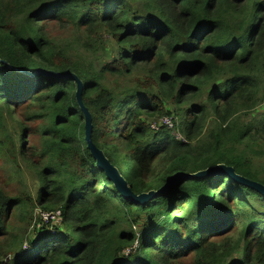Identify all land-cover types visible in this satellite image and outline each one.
Listing matches in <instances>:
<instances>
[{"label":"trees","instance_id":"16d2710c","mask_svg":"<svg viewBox=\"0 0 264 264\" xmlns=\"http://www.w3.org/2000/svg\"><path fill=\"white\" fill-rule=\"evenodd\" d=\"M38 69L80 80L92 143L132 194L158 197L116 192L75 82ZM262 106L264 0H0V161L37 181L32 198L3 175L0 264H264L261 194L223 174L169 182L224 165L264 186ZM164 117L180 139L150 129Z\"/></svg>","mask_w":264,"mask_h":264},{"label":"water","instance_id":"95a60500","mask_svg":"<svg viewBox=\"0 0 264 264\" xmlns=\"http://www.w3.org/2000/svg\"><path fill=\"white\" fill-rule=\"evenodd\" d=\"M5 64L3 61L1 62ZM34 74H40L42 76H48L53 77L57 79H67L70 81L75 82L76 86V92H75V98L76 102L79 106L80 111L83 113L84 117V130H85V142L87 146V150L89 151V154L91 155L92 159L95 161L96 168L105 174L106 178L112 183L114 189L116 190L119 195L128 202L144 205L148 201L158 197L160 193L164 190V188H161L158 191H150L148 193H144L141 195H134L131 193L129 188L127 187L126 182L123 180V178L117 173V171L109 164L107 159L104 157L103 153L99 151L95 145L91 141V115L86 107H84L81 99L82 95V83L80 80L69 71H66L65 73H57L53 71H44L42 69H38ZM226 175L231 180L244 185L246 187L252 188L259 194H261L264 197V186L261 184H258L256 182L250 181L248 179H245L244 177L238 176L234 173L232 168L226 167L224 165H217L214 167H210L204 171L198 172L195 175H183L182 173H177L173 175L169 182L172 183L175 180L182 178L183 181L187 179H199L204 178L208 176H216V175Z\"/></svg>","mask_w":264,"mask_h":264},{"label":"rangeland","instance_id":"374dc122","mask_svg":"<svg viewBox=\"0 0 264 264\" xmlns=\"http://www.w3.org/2000/svg\"><path fill=\"white\" fill-rule=\"evenodd\" d=\"M55 35L58 39H69L71 38L72 34L70 33V31L68 30H65V31H61V32H55ZM108 44V43H107ZM262 108V114H264V106L261 107ZM257 114H261V112H258ZM261 114V115H262ZM261 115H257V118H259ZM5 117V116H4ZM5 119V125L6 128L8 129L9 133L11 134V136L13 137L14 139V143L15 145L17 146L16 148H18L19 146V135H20V131H19V128L16 127L12 122H10L7 118H4ZM159 119L157 120H151L149 123H158ZM175 123V126L173 128V130H171V135H178L177 134V123H178V120L177 119H174L173 120V124ZM164 125V123H162ZM31 129L32 131L35 129V126H31ZM25 138L29 140L28 143L30 144H37V136H35L34 134H31V133H28V134H25ZM18 161V164H19V170L17 172V169L10 163V162H6V161H0V186L2 187L3 185V179L5 178L3 175H17V177L15 179H11L10 181V184H9V187L10 189L7 191L11 194H15V193H18L19 191H22L24 190L27 194H29L32 198L35 197V193L37 191V181H36V178L35 176L27 169V167H25L23 165V163L20 161V160H17ZM126 168H124V171H125ZM37 213V214H36ZM35 217H36V220H38V214H39V211L36 210L35 211ZM48 219H44L42 220L41 224H47L48 220H49V217L46 216ZM53 220V219H52ZM46 221V222H45ZM45 222V223H43ZM53 221H51L52 223ZM33 227H31L30 229H28V232L31 231ZM134 232L136 233H139V231L137 230L136 227L133 226V229H132ZM27 232V233H28ZM25 248H27V244L25 243L24 245ZM134 248L137 247V243L135 242ZM129 251H127L128 253ZM126 253V254H127ZM241 255H239L240 257Z\"/></svg>","mask_w":264,"mask_h":264},{"label":"built area","instance_id":"2783aa9c","mask_svg":"<svg viewBox=\"0 0 264 264\" xmlns=\"http://www.w3.org/2000/svg\"><path fill=\"white\" fill-rule=\"evenodd\" d=\"M162 123H164V125L162 124ZM166 127V129H172L173 127H172V122H171V119L170 118H168V117H164V118H162V119H160L159 121H158V123H152V124H150V129L151 130H156V129H158V127ZM175 138L176 139H180L181 137L179 136V135H176L175 136ZM46 216H48L49 217V220H56V218H58V216H60V212L58 211V212H56L54 215H48V214H42L41 215V220H43V218L44 219H48ZM54 220V221H55ZM46 222V221H45Z\"/></svg>","mask_w":264,"mask_h":264}]
</instances>
